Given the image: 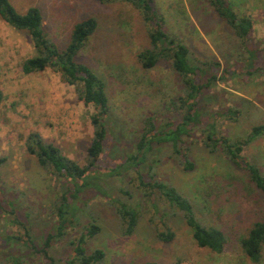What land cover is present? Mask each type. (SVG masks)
<instances>
[{"label": "rangeland", "instance_id": "374dc122", "mask_svg": "<svg viewBox=\"0 0 264 264\" xmlns=\"http://www.w3.org/2000/svg\"><path fill=\"white\" fill-rule=\"evenodd\" d=\"M229 1L240 16L251 17L249 43L257 49L259 61H264V0ZM10 2L21 13L40 8L45 30L60 49L70 43L77 22L88 17L98 22L76 60L104 79L109 98L104 155L89 173L92 183L100 188L92 184L74 198L70 196L75 187L67 191L71 205L77 206L72 210L76 217L62 240L52 244L50 253L64 262L70 254V240L78 239L85 225L95 222L101 231L86 245L90 251L104 249L101 264H145L150 260L160 264H264V247L257 263L241 247L242 237L264 216V194L251 182L247 170L235 166L221 151L211 153L205 147L200 126L193 137L184 136L181 145L189 147L193 169H185L172 144L163 142L154 143L151 156L139 169L145 182L153 181L152 177L168 182L191 200L203 223L221 228L228 238L223 252L199 246L182 211L171 206L157 188L144 184L136 168L128 164V155L136 149L149 114L161 128L175 127L178 115L171 102L183 93L171 62L162 58L152 68L140 62L139 53L152 48L151 24L142 12L125 0ZM153 3L164 19L165 30L188 45L193 65L211 69V75L217 71L210 66L221 63L216 84L199 103L204 117L219 112V135L247 138L255 124L264 122V75L260 70L248 74L247 70L253 69L248 66L249 54L233 29L210 0ZM36 54L31 36L0 15V88L5 94L0 107V264H14L16 259L19 264H44V255L37 249L55 231L57 202L69 189L28 152L29 134L39 132L80 165L87 163L94 136L91 116L96 108L79 99L74 85L51 68L24 73L23 62ZM230 107L241 111L237 116L223 115ZM242 155L264 173V138L247 144ZM122 202L138 211L132 233L126 231L127 224L117 212ZM168 229L175 234L171 241L159 237ZM9 236H19L25 242L7 241Z\"/></svg>", "mask_w": 264, "mask_h": 264}, {"label": "trees", "instance_id": "16d2710c", "mask_svg": "<svg viewBox=\"0 0 264 264\" xmlns=\"http://www.w3.org/2000/svg\"><path fill=\"white\" fill-rule=\"evenodd\" d=\"M125 1L138 8L144 15L145 20L151 24L149 32L152 48L139 53L138 57L142 65L145 68H152L160 59L164 58L171 62L183 84V93L171 102L178 115L175 127L169 130L161 128L157 123L156 117L149 114L145 121L147 126L140 134L136 149L128 155V164L136 168L144 184L157 188L171 206L177 207L182 211L199 246L209 248L215 252H223L228 240L226 233L217 226L203 223L198 217L191 200L176 187L154 177H152L153 181L145 182L139 166L151 156L154 143L163 142L172 144L175 155L179 157L185 169H193L194 162L190 160L189 147L184 148L181 145L185 143L184 136L193 137V131L200 126L204 134L202 141L205 147L211 153L221 151L235 166L247 170L251 182L264 194V173L258 165L248 161L242 155V151L247 144L256 138H264V122L255 124L247 138L243 140H233L230 137L219 135L216 119L220 113L214 112L211 114L212 117L208 119L204 117V112L200 109L199 103L207 90L216 84L218 80L217 72L221 63L216 61L210 66L217 71L216 73L212 72L211 75H209V71H212L211 69L207 70L205 66L193 65L190 60L188 45L176 35L165 30L164 19L157 12L153 0ZM210 2L217 14L224 18L233 29L241 47L248 52V60H250L248 66L253 68L247 70L248 74H253V70H260V74L264 75V61H259L261 57L257 49L249 43L253 28L251 17L248 15L240 16L229 0H210ZM0 15L11 26L27 32L33 40L37 54L23 62L24 73L30 74L51 68L59 72L65 82L76 87L80 100L87 105L92 104L96 108V111L91 116L92 124L94 125V136L88 148L87 163L85 165H80L76 160L63 154L59 146L47 141L39 132H32L27 137L28 152L37 157L43 168L53 173L60 181L66 182V186L69 187L68 190L63 191L61 201L57 202L58 221L55 231L47 235L42 248L37 249L32 240H29V242H32V246L44 255V264H101L106 255L104 249L96 248L90 251L86 245L89 238L94 237L101 231V226L95 222L85 225L78 239L70 240V254L64 262L60 263L50 253L52 244L62 240L63 236L67 234L68 227L76 217L73 215L72 210L77 208V206L71 205L73 202L71 198L77 197L81 191L94 184L90 179L91 177H89V173L94 169L105 151L110 119L106 83L89 65L76 60V55L97 29L98 22L94 17H88L77 22L72 31L70 43L66 48L60 49L45 30L43 14L40 8L34 6L29 8L27 12L21 13L15 9L10 0H0ZM4 100L5 94L0 88V107ZM240 111V108L230 107L224 111L223 115L237 116ZM154 161L157 162L156 159H153ZM114 172L115 169L111 171V173ZM94 185L100 188L99 185ZM73 187H75V193L70 198L67 191H73ZM117 212L121 219L124 220V223L126 222L127 224L126 231L132 233L138 223V211L122 202L118 206ZM174 235L170 229L159 233V237L165 241H171ZM6 240H14L17 243L25 242L24 238L21 241L19 236H9ZM241 247L253 262L257 263L261 260L264 247V216L254 221L248 233L242 237ZM19 263V259L14 262V264ZM145 264L160 263L150 260Z\"/></svg>", "mask_w": 264, "mask_h": 264}]
</instances>
